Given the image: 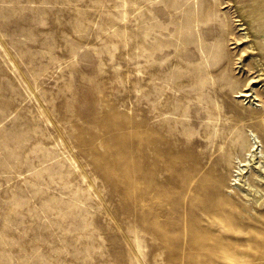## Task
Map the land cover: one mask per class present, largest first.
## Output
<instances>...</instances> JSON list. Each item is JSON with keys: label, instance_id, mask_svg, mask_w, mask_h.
I'll return each mask as SVG.
<instances>
[{"label": "rangeland", "instance_id": "1", "mask_svg": "<svg viewBox=\"0 0 264 264\" xmlns=\"http://www.w3.org/2000/svg\"><path fill=\"white\" fill-rule=\"evenodd\" d=\"M254 137L264 0H0V264H264Z\"/></svg>", "mask_w": 264, "mask_h": 264}, {"label": "bare ground", "instance_id": "2", "mask_svg": "<svg viewBox=\"0 0 264 264\" xmlns=\"http://www.w3.org/2000/svg\"><path fill=\"white\" fill-rule=\"evenodd\" d=\"M251 95L249 93H246L242 96L249 97ZM263 161L264 146L261 145L258 140H256V137H254L252 138V144L250 150L247 153L246 159L244 161L237 160L235 174L233 175L234 177L232 179V185H238L239 189L237 194H240L245 201V205L244 208H242V211L236 209L231 210L230 208L233 206L232 204L231 207H228L237 216L243 213L244 209L248 207L247 204L249 203L257 204L259 206H262V204L264 203V200H262L263 195L259 196V194H261L259 192L264 190ZM250 167L252 168L253 172L256 173V177H254L251 181L250 178L246 176V174L250 170ZM223 183L225 184L226 182H221V184ZM221 184L219 185V188Z\"/></svg>", "mask_w": 264, "mask_h": 264}]
</instances>
